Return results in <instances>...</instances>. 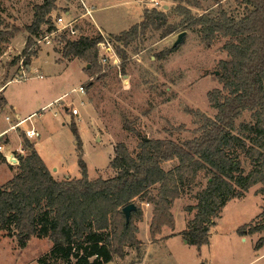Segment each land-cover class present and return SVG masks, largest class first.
Returning <instances> with one entry per match:
<instances>
[{"label":"trees","instance_id":"trees-1","mask_svg":"<svg viewBox=\"0 0 264 264\" xmlns=\"http://www.w3.org/2000/svg\"><path fill=\"white\" fill-rule=\"evenodd\" d=\"M173 1L178 3L167 10L145 9L140 22L109 39L125 48L148 31L164 39L197 28L205 46L217 38L224 39L222 50L228 59L219 62L222 87L207 95L215 116L190 111L200 118L193 138L182 142L140 138L134 156L123 143L116 144L109 162L116 176L110 179H88L82 142L73 122L70 130L81 172L79 179L55 180L33 143L22 136L24 152L17 156V171L0 186V232L15 238L22 249L32 237L48 239L51 250L46 258L37 260L38 264H107L115 258L123 259L125 248L138 249L141 245L134 221H142L143 213L135 202L152 206L149 233L155 240L162 227L174 228L172 205L196 187L200 175L207 178L206 185L195 194L196 205L185 208L186 213H195L180 233L198 250L208 244L209 230L227 202L244 198L256 185L261 186L256 194L264 201V0H237L243 7L240 18L228 15L218 3L217 11L197 15L192 9L201 10L199 0ZM55 2L43 0L33 7L32 22L24 28L28 37L22 56L27 66L35 54L27 52L32 38L42 25L48 32L53 29L48 16ZM171 16L178 21L170 22ZM18 31L0 29V43H7ZM102 40L100 35L76 40L63 37L61 58L84 62L85 73L94 76L101 70L97 44ZM173 50H165L158 57L163 59ZM118 52L124 60V49ZM103 77L99 75L96 80ZM243 112H250L252 120L236 126ZM126 130L139 136L129 126ZM239 155L249 165L247 171ZM170 161L177 164L165 171L162 164ZM129 204H134L136 211L126 226L122 209ZM261 209L257 218L264 217V203ZM246 228L239 229L241 236L263 232L254 246V250L260 249L264 245V222Z\"/></svg>","mask_w":264,"mask_h":264},{"label":"rangeland","instance_id":"rangeland-1","mask_svg":"<svg viewBox=\"0 0 264 264\" xmlns=\"http://www.w3.org/2000/svg\"><path fill=\"white\" fill-rule=\"evenodd\" d=\"M42 1L0 0V29H8L11 32L13 28L19 29L7 43H0V85L18 75L19 61L21 57L23 58L22 51L28 37L24 28L32 22L33 7L40 5ZM82 1L92 9L91 17L82 16L84 10L79 0H56V7L50 15L52 17L64 15V18L68 19L71 16L65 13L70 11L74 15L73 19L76 20L81 36L96 37L103 34L111 40L140 22L145 9L163 11L173 8L178 3L173 0ZM199 1L202 5L201 10L192 9L193 14L215 12L218 9L216 3L232 17L240 18L243 14V7L237 0ZM177 21L178 18L170 17V22ZM46 27L42 25L39 31ZM184 32L186 36L183 43L175 48L172 46L179 34L177 32L160 39L159 33L148 31L125 48L112 41L118 63L104 65L99 62L101 70L94 76L85 73V63L82 61L70 58L68 61L72 62L69 63L57 61L56 53L62 59L61 36L56 35V44L52 43L47 47L33 45L32 38V44L27 52L35 54L30 56V62L33 61L27 83L43 82L47 86L40 102L37 100L33 103L26 97L22 99L26 113L19 119H24L26 115L29 116V112L34 111L35 116L27 125L39 126L41 137L36 141L41 143L45 139L43 143H39V148L50 166L58 171L64 170L71 178L81 177L77 165L75 140L70 130L71 116L54 103L56 98H59L60 105L68 108L73 106L80 112L79 116L82 119L79 122L78 134L82 142V159L89 180L110 179L116 176V172L109 168V162L113 155V146L118 143H123L134 156L138 151L140 138L173 142L193 138V131L199 127L200 118L190 111H197L209 118L215 116L216 111L210 107L207 95L214 89H221L218 74L215 72H218L219 62L227 60L228 57L222 50L224 39L217 38L210 46H205L200 42L198 28L186 29ZM118 49H124L126 54L124 60ZM169 49L174 50L163 59L158 57L159 53ZM34 70L41 74L43 80L36 77ZM85 74L89 76V82ZM99 75L104 77L96 80ZM20 84L12 83L7 90L9 92L18 90L24 85ZM81 84L84 88L83 94L76 92ZM34 90L39 91L38 88ZM49 102L51 106H45ZM87 103L91 104L95 115ZM6 116L12 122L18 119L14 111L4 106L0 109L2 121L0 129L8 127L7 123L3 122ZM251 120V113L243 112L235 125ZM128 126L139 136L126 130ZM8 137L13 148L19 146L15 132L9 133ZM19 137L22 148V137L20 135ZM239 159L243 169L247 171L249 165L241 155ZM176 164V161L165 162L162 168L168 171ZM8 172L0 167V186L6 182ZM206 182L207 178L200 175L196 187L189 194H183L174 201L171 208L173 229L164 227L155 237L156 240H151L149 228L142 227L136 234L141 242L140 247L125 248L126 255L123 259L115 258L107 264H135L140 263L142 258L144 264H264V245L254 250L255 243L263 232L243 236L239 234L241 227L246 226L248 229L249 225L252 227L264 222V217L257 218L264 203L263 196L256 194L260 185L252 187L243 199H233L226 203L215 226L209 230L208 244L198 250L182 239L180 233L186 229L187 222L195 213V211L186 213L185 208L196 205L195 194L205 187ZM135 203L141 205L144 215L146 203L139 201ZM148 207L152 210L151 205ZM139 222L141 221H134L137 228ZM171 231L177 234L171 238L164 237ZM51 247L48 239L32 237L27 247L16 253L11 243L4 241L0 243V264H38L37 260L46 258Z\"/></svg>","mask_w":264,"mask_h":264},{"label":"crops","instance_id":"crops-1","mask_svg":"<svg viewBox=\"0 0 264 264\" xmlns=\"http://www.w3.org/2000/svg\"><path fill=\"white\" fill-rule=\"evenodd\" d=\"M66 14H68V16L70 15L71 17L69 18H73L74 15H72V13L70 11H67ZM100 29V28H99ZM47 47V46H46ZM57 57H58V62L60 63H63V61L66 63H69V62H72V61H68L67 59H60V57L58 56V54L56 53ZM33 61V60H32ZM32 61L30 62L28 68L31 70V66H32ZM79 62H81L80 60H78ZM86 66V65H85ZM41 75V74H40ZM86 77H87V81L89 82V76L87 74H85ZM37 77V76H36ZM38 79L40 80H43L42 77L39 78L37 77ZM22 82L21 84L23 86H21L18 90H14V91H11L9 92L7 89L9 87V85H11L12 83H15V82H6L4 84H1L0 85V97L2 99V106H0V109L3 108L4 106L8 107L10 110L14 111V113L17 115L18 119L19 117L20 118H23L24 115L23 113H26L24 112V110L26 109V107L24 106V103L22 102V99L24 97L26 98H30L31 101L34 103L36 102L37 100L40 102L42 99L41 97L45 95V90H46V84H44L43 82L42 83H27V79L26 80H23V81H19V82H16V83H19ZM20 84V85H21ZM82 85V84H81ZM35 88H38L39 91H35L34 89ZM63 96V95H62ZM61 96V97H62ZM59 98H56V100H54V103L58 100ZM42 105V104H41ZM88 106L89 109H91V104L90 103H87L86 104ZM45 106H51L50 102L45 105ZM44 106V107H45ZM43 107V106H42ZM73 107V106H72ZM75 108V107H74ZM40 109V108H39ZM42 109V108H41ZM65 110L66 113H68L71 118H70V123H74L76 125V128H77V131L79 132L78 130V127L80 126L79 125V122L81 121L82 117H80V112L78 111V114L76 116H73L70 114V111L67 110L68 107L67 106H64L63 108ZM91 111L93 112V114L95 115V112L93 109H91ZM34 111H31L29 112V116L26 115L27 117H30V116H33ZM33 113V114H32ZM25 117V118H27ZM34 117V116H33ZM33 117H31L30 121L33 119ZM1 118V117H0ZM24 118V119H25ZM95 119V118H94ZM29 121V122H30ZM95 121V120H94ZM3 122H5V117L3 119ZM6 123V122H5ZM28 122H26V126ZM1 124H2V121L0 120V128H1ZM24 125V126H25ZM35 125V126H33ZM30 126L33 127L34 129H36L39 133H40V128L39 126H36L37 124H33ZM28 126V127H30ZM96 128V127H95ZM4 129V128H3ZM3 129H0L3 130ZM17 138H18V142H19V146L17 147H12L11 146V140L9 139L10 141V146L9 148L4 152V153H0V167H2L3 169L5 168V170H8L9 172L6 174V182L7 183L13 176L14 174L16 173L17 171V163H15L14 161H7V157L10 156L11 154H13L14 156H16V159H17V156L21 153H23L22 151V148H21V141H20V137L19 135L22 137L21 133L18 131L15 132ZM99 132L97 131L96 135H98ZM41 137V134H39V138ZM10 138V137H9ZM38 138V139H39ZM45 140V139H44ZM44 140L41 141V143L44 142ZM33 146H34V149L36 150V152L38 153V155L40 156V158L43 160L44 164L46 165V167L48 168V170L50 171V173L52 174L53 178L57 179V180H62V179H76V178H71L69 175L66 174V172L64 170H56V168L50 166V164L48 163V160L46 159L45 157V154L42 152V150H40L39 148V143L38 141H33ZM40 143V144H41ZM76 150V149H75ZM76 156H77V153H76ZM113 156V155H112ZM111 160V159H110ZM79 168V167H78ZM4 183V184H5ZM2 184V185H4ZM1 185V186H2ZM250 190V189H249ZM248 190V191H249ZM253 191H255L254 189H252ZM248 193V192H247ZM255 193V192H254ZM246 195V194H245ZM258 195V194H257ZM245 197V196H244ZM243 199V198H242ZM149 205L146 204V209L144 210V215H143V218H142V221L138 223V232L141 230V228L143 227V229L145 228H149V223H150V220H151V212L152 210L149 209L148 207ZM164 228V227H162ZM180 233V232H179ZM0 243L6 241L8 243H11V245L13 246V250L16 252V253H19L21 251H23L25 248H19L18 245H17V242L15 240V238H10V237H7L3 232H0ZM177 233L171 231L168 235L164 236L166 238H171V236L173 235H176ZM156 240V239H155ZM244 240V239H243ZM135 264H144L143 262V258L142 260L140 261V263H135Z\"/></svg>","mask_w":264,"mask_h":264},{"label":"built area","instance_id":"built-area-1","mask_svg":"<svg viewBox=\"0 0 264 264\" xmlns=\"http://www.w3.org/2000/svg\"><path fill=\"white\" fill-rule=\"evenodd\" d=\"M82 9L84 10L83 17L89 16L91 17L92 9L88 8L85 3L82 0H79ZM65 15H68L65 13ZM51 20V23L53 25V29L51 31H47L46 28L44 30L39 31L38 35L35 36L33 39V45L39 44V45H51L52 43L56 44L55 38L57 36H61L60 39L65 37L67 40H76L81 37L79 34V30L77 29V23L76 20L73 18L65 19L64 15L62 16H56L52 17L51 15L48 16ZM102 37V41L97 44L98 47V55H99V62L102 64H108L112 63L113 65L118 63V58L115 55L114 49H113V43L111 40L107 39L103 34L100 35ZM59 43H61L59 41ZM25 57H21L19 61V73L16 75L12 80L9 82H19L26 80L28 78V74L30 69L27 65L24 63ZM34 73L37 74V77L41 78L42 76L38 74L37 70H34ZM76 92L83 94L84 88L82 85H80ZM1 102V99H0ZM56 105L64 108L63 105L59 104V100H57ZM63 106V107H62ZM67 110L70 111V114L73 116H76L78 114V111L76 108L71 107ZM35 116V115H33ZM27 117L25 119H16L14 122L10 120L9 117H5V122L7 123L8 127L2 131H0V153H4L10 146V141L8 134L11 132H16L19 130L21 135L27 139L29 142H33L39 138V132L34 129L33 127L26 126V122H29L31 117ZM25 125V126H24ZM23 154V153H21ZM15 161L17 163L16 156L11 154L7 157V161Z\"/></svg>","mask_w":264,"mask_h":264},{"label":"water","instance_id":"water-1","mask_svg":"<svg viewBox=\"0 0 264 264\" xmlns=\"http://www.w3.org/2000/svg\"><path fill=\"white\" fill-rule=\"evenodd\" d=\"M165 9H167V6L165 7ZM186 36V32H181L177 35V38L175 40V42L173 43V46L172 48H175L177 47L178 45L182 44L183 41H184V38ZM87 67H89L87 65ZM215 74L217 75L218 72H215ZM15 162V161H14ZM136 211V206L134 204H129L127 206H125L123 209H122V214L124 216V219H125V225L127 226L128 223H129V220H130V215L132 212H135ZM186 243V242H185Z\"/></svg>","mask_w":264,"mask_h":264}]
</instances>
